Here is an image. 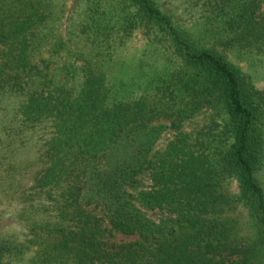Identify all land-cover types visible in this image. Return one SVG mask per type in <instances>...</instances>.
<instances>
[{
	"label": "trees",
	"instance_id": "1",
	"mask_svg": "<svg viewBox=\"0 0 264 264\" xmlns=\"http://www.w3.org/2000/svg\"><path fill=\"white\" fill-rule=\"evenodd\" d=\"M198 2L190 29L156 0H86L87 56L56 69L37 55L48 0H0V102H16L3 116L39 135L13 213L29 264H264V90L221 52L264 59V0ZM136 32L172 59L147 77L138 63L137 85L113 67ZM155 120L178 133L160 154ZM23 255L0 235V264Z\"/></svg>",
	"mask_w": 264,
	"mask_h": 264
},
{
	"label": "rangeland",
	"instance_id": "2",
	"mask_svg": "<svg viewBox=\"0 0 264 264\" xmlns=\"http://www.w3.org/2000/svg\"><path fill=\"white\" fill-rule=\"evenodd\" d=\"M163 10L174 12L182 20V24L190 29L199 28L198 13L200 3L198 0H156ZM86 0H48L49 17L37 33L41 39V46L37 55L50 61L51 68L58 69L64 63H74L78 66L81 56H87L82 41L80 39V23L83 22ZM151 36L136 32L124 46L119 48L113 58L115 75L120 76L124 81H129L132 76L137 75L136 85L142 83L144 79L136 73L137 64L140 63L143 73L151 75L154 73V64L158 67L168 66L171 62L170 53L164 48L157 50L151 44ZM62 45L61 50L53 51L57 43ZM155 49V50H153ZM220 51V50H219ZM228 60L241 67L245 73L251 75L255 86L264 90V59L259 57H237L233 51H221ZM135 85V87H136ZM141 91V90H140ZM139 91V92H140ZM138 92V93H139ZM137 93V94H138ZM16 105L13 99H6L0 102V235L10 238L22 249L24 255L16 259L12 264H29V258L33 251L26 250V235L20 225L16 223L14 211L18 210V196L21 191H26L30 187L27 174L38 171L39 164L36 155L39 135H29L16 130L20 126L17 120L4 118L5 107ZM209 124V115L202 114L186 122L181 130L182 133L194 135V133L205 125ZM160 126L159 136H157L154 151L162 153L169 142L178 134L170 128L168 121H154L152 126ZM3 130H1V128ZM158 128V127H157ZM159 129V128H158ZM28 133V132H27ZM34 134V133H31ZM116 155L111 157L116 160ZM118 159V158H117ZM258 177L264 184V159ZM2 190L8 191L5 194ZM235 190V185L231 186V191ZM14 198V199H13ZM20 201V199H19ZM238 222L241 225L239 233L246 235L249 233V226L246 217L238 214ZM118 240L128 241L124 236H118ZM21 251V250H20Z\"/></svg>",
	"mask_w": 264,
	"mask_h": 264
}]
</instances>
